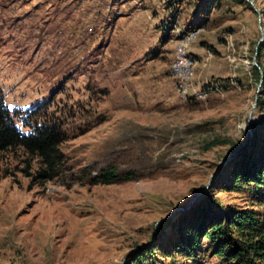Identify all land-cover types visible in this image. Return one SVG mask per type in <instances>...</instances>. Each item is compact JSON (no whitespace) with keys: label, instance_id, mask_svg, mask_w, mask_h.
<instances>
[{"label":"rangeland","instance_id":"374dc122","mask_svg":"<svg viewBox=\"0 0 264 264\" xmlns=\"http://www.w3.org/2000/svg\"><path fill=\"white\" fill-rule=\"evenodd\" d=\"M258 62L264 0H0L4 102L24 134L56 123L64 154L44 184L38 158L0 155V264H236L207 239L182 255L176 222L205 198L264 211L224 172L257 123L264 140ZM107 168L133 180L95 184Z\"/></svg>","mask_w":264,"mask_h":264},{"label":"trees","instance_id":"16d2710c","mask_svg":"<svg viewBox=\"0 0 264 264\" xmlns=\"http://www.w3.org/2000/svg\"><path fill=\"white\" fill-rule=\"evenodd\" d=\"M260 53L257 52L259 56ZM261 71L264 75V68L258 62L256 72L259 75ZM23 113L11 111L0 91V155L9 150L24 149L30 159L40 160V168L34 174L26 171L33 184L51 182L59 176L64 165L61 128L56 123H39L31 133L24 134L19 125L29 128L30 123L24 121ZM260 125H254L256 135L250 146L224 172L228 174L233 190L246 187L264 199V140L259 143L257 138ZM123 180L133 178L123 177L118 170L107 168L97 175L95 184L111 185ZM176 223L179 236L176 248L181 247L182 255L195 258L202 248L203 239H207L218 257H225L236 264H264V211L224 213L215 202L205 198ZM150 251L140 250L138 259L146 262Z\"/></svg>","mask_w":264,"mask_h":264},{"label":"bare ground","instance_id":"6f19581e","mask_svg":"<svg viewBox=\"0 0 264 264\" xmlns=\"http://www.w3.org/2000/svg\"><path fill=\"white\" fill-rule=\"evenodd\" d=\"M186 63H188L187 68H186ZM189 65H190V61L188 60L184 50L182 49L181 52L178 53L177 60L174 64V72L177 73L180 79L182 78L183 84L181 85V88H184L185 86H187L188 81L190 80L189 78L192 72L188 70ZM183 76H187V78L184 79Z\"/></svg>","mask_w":264,"mask_h":264},{"label":"crops","instance_id":"0c3cea01","mask_svg":"<svg viewBox=\"0 0 264 264\" xmlns=\"http://www.w3.org/2000/svg\"><path fill=\"white\" fill-rule=\"evenodd\" d=\"M139 8H136L135 11H138ZM119 14H121V12H119ZM122 15V14H121ZM130 14H128V16L126 18H129Z\"/></svg>","mask_w":264,"mask_h":264},{"label":"built area","instance_id":"2783aa9c","mask_svg":"<svg viewBox=\"0 0 264 264\" xmlns=\"http://www.w3.org/2000/svg\"><path fill=\"white\" fill-rule=\"evenodd\" d=\"M187 66H188V63H186V68H187Z\"/></svg>","mask_w":264,"mask_h":264},{"label":"water","instance_id":"95a60500","mask_svg":"<svg viewBox=\"0 0 264 264\" xmlns=\"http://www.w3.org/2000/svg\"><path fill=\"white\" fill-rule=\"evenodd\" d=\"M246 1H248V2H249V0H246Z\"/></svg>","mask_w":264,"mask_h":264}]
</instances>
